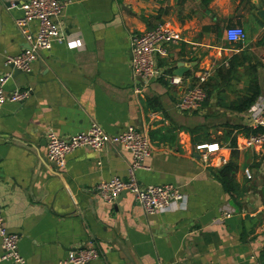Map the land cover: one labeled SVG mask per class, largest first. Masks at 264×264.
<instances>
[{"label": "crops", "instance_id": "0c3cea01", "mask_svg": "<svg viewBox=\"0 0 264 264\" xmlns=\"http://www.w3.org/2000/svg\"><path fill=\"white\" fill-rule=\"evenodd\" d=\"M26 1L0 0V77L4 58L26 46L14 27ZM59 1V26L80 46L53 44L37 55L30 73H12L3 90L29 89V97L0 107V214L6 232L18 237L23 264H62L68 253L89 247L97 252L89 264H264V147L241 148L245 136L229 134L232 126L249 128L247 110L264 102V44L255 45L264 36L257 14L264 13V0ZM157 24L180 40L155 55L156 66L182 84L160 79L133 95L130 38ZM235 28L244 33L240 43L224 37ZM240 55L245 62L234 66L237 79L216 77ZM254 64L258 98L242 113L230 111L247 87L243 70ZM203 71L212 81L203 106L177 111L188 77ZM91 123L108 135L128 125L142 129L150 155L134 171L136 182L177 187L183 204L148 216L129 194L110 205L99 200L98 183L127 178L131 157L119 146L78 148L62 167L46 162L49 131L65 138ZM228 134L235 139L234 158ZM201 143L219 145L207 163L194 150ZM230 160L236 165L232 196L216 176Z\"/></svg>", "mask_w": 264, "mask_h": 264}, {"label": "built area", "instance_id": "2783aa9c", "mask_svg": "<svg viewBox=\"0 0 264 264\" xmlns=\"http://www.w3.org/2000/svg\"><path fill=\"white\" fill-rule=\"evenodd\" d=\"M63 3L59 0H28L21 5V16L14 21V27L25 43V48L19 53L4 58L5 71L0 77V107L5 103H23L30 94L29 89H14L5 92L3 86L10 79L13 70L28 74L31 65L38 54L48 51L53 44H63L66 49L73 50L80 46L79 41H67L58 19L61 16ZM224 37L228 42L240 43L244 40L241 29H226ZM180 40L179 34L164 24H157L142 33L130 38L129 68L131 76L137 85L133 95H141L142 89L150 82L167 79L169 85L179 86L181 80L168 77L156 66L155 55L164 56L166 47ZM210 76L209 71L191 75L187 79L181 96L175 103L179 112L192 113L201 109L206 99L204 85ZM249 128L262 129L260 133L249 135L242 139L241 148L262 149L264 147V102H260L247 110ZM154 116V114H151ZM119 146L126 150L131 157L127 178L121 180L111 178L98 183L94 193L103 203L112 204L120 193L129 194L148 216L166 212L172 205H181L184 196L177 187L171 185H148L141 187L134 178V171L150 155V141L147 134L133 125L126 126L121 132L108 135L101 127L91 123L85 131L61 138L49 131L45 136V160L57 167H62L68 154L78 148H88L100 151L106 146ZM202 162L207 163L208 157L219 150L216 143H201L194 146ZM242 175L246 181L252 176L249 169H244ZM224 217L228 214H223ZM18 237L6 232L0 214V263L11 262L23 264V259L17 251ZM97 258L94 247L82 248L67 254L62 264H89Z\"/></svg>", "mask_w": 264, "mask_h": 264}, {"label": "trees", "instance_id": "16d2710c", "mask_svg": "<svg viewBox=\"0 0 264 264\" xmlns=\"http://www.w3.org/2000/svg\"><path fill=\"white\" fill-rule=\"evenodd\" d=\"M264 44V36L260 37V39L255 43L257 46H262ZM245 58L243 56H233L228 61V68L224 70V76L221 74V70H218L215 75L216 77L220 78V80L226 81V78L229 77L231 74L235 72L234 66L240 65V63H244ZM257 67V64H254L253 66H248L244 71L245 75L247 76V87L244 91V94L241 97L236 98L234 101H232L228 109L230 111H233L235 113H242L246 111L258 98L259 96V86L256 78V72L255 69ZM228 79V78H227ZM224 83V82H223ZM206 86V85H204ZM205 90V89H204ZM207 92L205 91V94ZM231 134L232 130L236 131V133H239L245 137L249 135H255L256 133H260L263 130L257 129L252 130L246 127H230ZM229 134L227 136L228 138V146L227 148L230 150V157L234 158L235 152H234V145H235V139L234 137H229ZM236 172V165L230 160L228 163H226L224 166L221 167L219 171H217L216 176L218 177L219 183L222 187V190L230 194L231 196L234 193V187L233 184V176Z\"/></svg>", "mask_w": 264, "mask_h": 264}, {"label": "rangeland", "instance_id": "374dc122", "mask_svg": "<svg viewBox=\"0 0 264 264\" xmlns=\"http://www.w3.org/2000/svg\"><path fill=\"white\" fill-rule=\"evenodd\" d=\"M264 69V68H263ZM243 73L245 74V71L243 70ZM214 74V73H213ZM221 74L224 75V70H221ZM238 74H241V73H237L236 71L232 74L236 79L238 77ZM212 81H210V78L207 79L205 85L204 86V89L206 92H208V89H211L212 85L210 84ZM221 83V82H220ZM237 85V84H236ZM239 85V84H238ZM217 89H219V87H217ZM203 106V105H202Z\"/></svg>", "mask_w": 264, "mask_h": 264}, {"label": "water", "instance_id": "95a60500", "mask_svg": "<svg viewBox=\"0 0 264 264\" xmlns=\"http://www.w3.org/2000/svg\"><path fill=\"white\" fill-rule=\"evenodd\" d=\"M258 14V16L260 17V19L262 20V22H264V13L263 12H258L257 13ZM182 72H183V70L182 69H179V71H177V73H175L177 76H181V74H182ZM19 72L17 71V70H13V75H16V74H18ZM126 193H120L119 194V196H121V195H125Z\"/></svg>", "mask_w": 264, "mask_h": 264}]
</instances>
